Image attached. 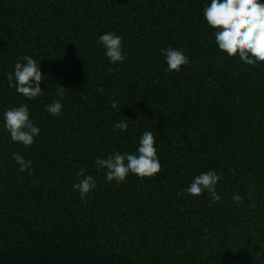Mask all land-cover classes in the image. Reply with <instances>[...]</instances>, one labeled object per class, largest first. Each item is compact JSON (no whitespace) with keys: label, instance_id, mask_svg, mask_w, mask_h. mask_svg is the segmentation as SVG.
<instances>
[{"label":"trees","instance_id":"obj_1","mask_svg":"<svg viewBox=\"0 0 264 264\" xmlns=\"http://www.w3.org/2000/svg\"><path fill=\"white\" fill-rule=\"evenodd\" d=\"M210 2L0 0V264H264V63L219 50ZM107 32L123 38L124 62L97 43ZM169 47L189 59L179 72L166 71ZM25 55L43 75L31 100L6 79ZM56 100L59 116L46 111ZM21 104L40 129L29 147L4 127ZM145 131L161 171L109 183L97 158L136 153ZM81 168L97 184L83 200ZM208 171L223 174L216 203L183 191Z\"/></svg>","mask_w":264,"mask_h":264},{"label":"clouds","instance_id":"obj_2","mask_svg":"<svg viewBox=\"0 0 264 264\" xmlns=\"http://www.w3.org/2000/svg\"><path fill=\"white\" fill-rule=\"evenodd\" d=\"M207 24L214 30L215 43L219 50L229 57L239 59L249 66L264 63V0H211L203 11ZM123 38L114 32H107L99 37L98 44L103 45L106 56L112 64L122 63L127 57L122 51ZM166 63L167 72H179L182 66L189 62L188 57L182 51L172 47L161 49ZM23 63L16 62L14 72L6 74L8 86L14 88L17 93L31 100L44 94L41 88L43 75L40 65L31 56L25 55ZM112 70H110L111 74ZM14 81V82H13ZM155 83H159L157 80ZM65 87L60 86L56 91L61 99L65 95ZM103 94L104 89H97ZM84 99H87L85 96ZM113 109L118 108V103L111 101ZM63 105L60 100L46 105V111L53 116L61 115ZM128 120L125 118L113 124L114 130L126 132ZM5 129L15 143L25 147L33 145L34 138L40 135V129L30 119V111L27 104L9 108L4 112ZM13 159L21 172L28 171L32 167L31 161H26L21 155L13 153ZM97 170L104 169L106 180L117 185L126 182L129 174L137 177L152 178L161 171V163L158 159L156 139L152 131H145L139 139L136 153L121 154L116 152L105 158H97ZM86 168H81L77 176L79 181L73 184V188L80 194L83 200L97 188L92 175H86ZM29 174H32L29 172ZM223 178V174L208 171L197 175L191 184L183 191L193 197L201 196L205 191L209 194L212 203L218 202L221 197L217 194V185ZM254 187V186H253ZM181 193H178L180 195ZM251 196V193H249ZM236 203H242L243 197L239 194L233 196ZM255 204H253V207Z\"/></svg>","mask_w":264,"mask_h":264}]
</instances>
